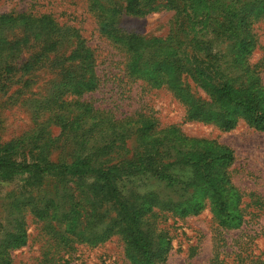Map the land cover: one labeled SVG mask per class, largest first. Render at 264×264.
<instances>
[{"label":"rangeland","instance_id":"obj_1","mask_svg":"<svg viewBox=\"0 0 264 264\" xmlns=\"http://www.w3.org/2000/svg\"><path fill=\"white\" fill-rule=\"evenodd\" d=\"M124 6V0H0V16L33 18L30 23L19 18L5 23L0 20V158L5 160L0 167V240L12 239L19 232L26 239L24 245L7 251L11 264H133L118 235L96 246L77 241L70 248L62 247L56 239V234L64 230L59 219L77 186L74 180L58 177L43 178L42 183L41 179H33L34 166L41 165V161L72 165L91 152L89 147L77 144L79 133L88 129L91 121H85L88 117L77 107L65 106L60 112L63 93L64 98L86 100L102 110L113 107L120 93L127 91L119 80L127 57L108 37L113 29L147 39H165L182 30L183 19L174 8L159 7L144 15H130L124 12ZM114 7L120 12H114ZM196 7L193 14L204 9L200 4ZM42 15L75 31L73 36L67 34L65 43L54 52L42 41L37 27L40 24L35 21ZM191 25L201 27L194 21ZM251 29L254 46L246 66L255 71L256 87L264 91V17L255 19ZM77 40H84L94 52L101 80L96 91L85 92L81 98H77L75 89L61 86V65L75 66V61L64 59L73 53ZM166 48L167 43L162 45L161 53ZM187 81L196 97L210 100L206 89L191 79ZM143 87L148 86L134 82L131 100L119 101L121 106L113 109L114 114L123 117L139 112L138 97L143 96L153 106L151 113L162 127L177 125L192 138L224 145L234 153L233 161L220 169L226 175L228 189L235 194V216L228 224L220 222L208 199H204L207 192L198 186L204 168L195 160L179 156L162 173L156 172L162 165L157 163L153 170L144 162L138 167H123L118 186L125 199L157 192L161 199L180 200L183 205L190 201L183 206L187 209L184 215L178 209L172 210L170 202L165 208L157 206L147 211V220L162 234L164 254L160 263L264 264V129L252 126L244 116L227 131L213 123L187 121L185 107L170 91ZM60 113L65 115L63 122L57 117ZM74 126L75 132L69 133ZM47 139L51 142L46 145ZM127 148L129 154L121 158L142 159L143 149L134 140H129ZM144 152L149 153L148 149ZM92 181L89 178L86 183ZM83 191L87 187H79L75 193ZM49 199L60 205V215L54 222L43 221L30 210L36 206L33 202L46 203ZM0 263L4 264L2 257Z\"/></svg>","mask_w":264,"mask_h":264},{"label":"trees","instance_id":"obj_2","mask_svg":"<svg viewBox=\"0 0 264 264\" xmlns=\"http://www.w3.org/2000/svg\"><path fill=\"white\" fill-rule=\"evenodd\" d=\"M124 1V12L130 15H144L159 7L176 9L183 19L180 34L171 33L165 39H147L113 29V35L110 33L108 37L127 57L122 77H119L127 91L113 99L118 102L113 107L102 110L86 100L64 98L63 93L60 112H64L65 106L77 107L88 117L81 120L91 121L90 127L79 133L80 141H77L80 147H89L91 152L84 159L78 157L72 165L41 161V165L34 166L33 179H41L42 183L43 178L58 177L74 180L77 186L74 193L69 194V205L64 207L59 219L64 230L56 234V239L62 247L70 248L77 241L96 246L118 235L124 241L125 253L133 264H161L164 254L162 234L147 220V211L157 206L165 208L170 202L172 210L178 209L184 215L187 209L183 206L190 201L183 205L180 200L161 199L157 192L134 200L125 199L118 186V180L124 175L123 167H138L144 162L151 169L157 163L162 165L156 172L162 173L173 164L171 160L179 156L195 160L204 168L198 184L207 192L204 199H208L220 222L228 224L235 216L234 203L232 205L235 194L228 189L226 175L220 169L233 161L234 153L224 145L192 138L177 125L162 127L158 117L151 113L153 106L143 96L138 97L140 111L131 116L118 117L113 109L121 106V101H130L131 85L142 81L148 86L143 90L165 88L170 91L185 107L187 121L213 123L227 131L235 127L238 117L244 116L252 126L264 129V91L256 87L255 71L246 66L254 46L251 27L255 19L264 17V0ZM197 4L203 5L204 9L193 14ZM112 10L120 12L115 7ZM18 18L27 19L29 23L33 19L25 15L0 16L3 23ZM35 21L40 24L37 27L42 41L53 52L65 43L68 35L75 34L73 29L59 26L49 15H42ZM191 21L201 27L195 29ZM166 43L167 48L161 53L162 45ZM74 49L64 60L68 63L75 61V66L61 65V73L64 74L61 86L75 89L77 98H81L85 92L96 91L101 80L96 56L86 42L77 40ZM187 78L206 89L210 100L196 97ZM120 85L117 86L121 88ZM60 116L57 117L63 122L64 113ZM75 130V126L70 127L69 133ZM129 140H134L143 149L142 159L121 158L129 154ZM48 141L51 142L47 139L46 145ZM147 149L149 153L144 152ZM3 162L5 160L0 158V167ZM89 178L93 181L87 184ZM83 186L87 187L86 192L75 193ZM32 204L36 206L30 210L38 218L57 221L60 205L55 204V199ZM25 243V235L20 232L12 239L0 240V257L4 264H11L7 251Z\"/></svg>","mask_w":264,"mask_h":264}]
</instances>
